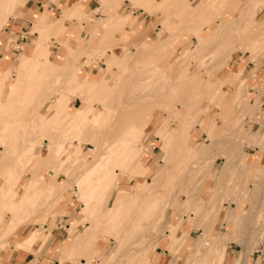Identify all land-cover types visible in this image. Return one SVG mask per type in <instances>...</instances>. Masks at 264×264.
<instances>
[{
    "label": "rangeland",
    "instance_id": "1",
    "mask_svg": "<svg viewBox=\"0 0 264 264\" xmlns=\"http://www.w3.org/2000/svg\"><path fill=\"white\" fill-rule=\"evenodd\" d=\"M140 1L129 0L132 7L141 8L148 14L142 27L140 22L135 25L136 17L131 15V10L119 17L115 16L116 12L113 13L115 15L102 19L100 30L91 34V37L84 33L87 26H81L86 16L76 15L80 20L71 21L72 17H69L66 25L74 23L80 27V31L77 38L70 37L68 40L65 36L64 39L68 42L61 38L63 34H67V26L62 21H55L60 16L51 15L49 20L58 25L49 29V32L44 25L39 33L38 45L46 47L45 55H31L26 49L37 40L38 32L33 30V23H23L28 30L24 45L18 43L17 34L4 33L8 21L25 17L23 13L17 14L14 11L1 28L0 62L6 59L5 70L9 77L8 80L1 79L0 72V126L3 127L0 129V193L8 188L15 196L24 197L27 203L8 224L7 237L1 239L0 264L59 263L60 260L55 255L58 247L64 240L69 237L73 239L87 229V223L75 222L84 216L78 193H85L96 181L92 178L89 182L80 184L77 193L73 190L76 177L83 175L100 154L102 163H107L104 175L109 174L111 169L117 170V167L114 168L118 160L116 154L105 155L104 145L99 146L103 135L98 141L91 137L81 140L77 137L78 129H75L68 136H62L66 114L72 116L77 108L85 107L86 92L92 96V112L86 119V124L94 123L114 133L127 128L135 119L133 114L142 113L144 105L137 104L136 101L143 102L145 98L151 100L152 98L145 97L151 90H157L159 95H171V85L178 91H184L185 96L186 92L189 94L186 109L171 101L174 107L169 108L168 117L177 122L170 121L168 125L173 127L175 124L179 129L177 141L174 144L172 142V151L166 153L159 146V138L152 132L163 120V116L158 113L157 118L146 127L145 132H150L149 138L146 134L143 142L137 136L128 141L127 146L131 148L135 162L126 166L127 172L118 171L114 179L116 188L112 201L107 200V205L122 204L133 192H141L144 187L152 194L160 188L162 177L171 173L175 178L168 185L171 186L170 190L163 188L162 192L175 201L167 208L161 224L173 218L177 224L185 210L192 207L197 210L199 217L194 220H200L201 214H210L211 211L212 215L219 210L222 212L214 222L205 221L207 226L204 227H197L201 223L195 224L193 218H190L192 222L188 235L177 250L161 245L168 231L155 235L161 229L159 226H162L158 225L145 233L146 240H152V245L149 247L145 243L141 244V249L139 245H135L128 252L126 264L156 263L159 261L157 251L161 248L168 249L175 256V264H180L182 260H186V264H211L212 256L216 259L215 264H264V143L256 142L260 134L264 140V83L255 85L249 82L248 74H243V65L238 70L239 74L236 66H233L237 61L245 64L253 60L257 67L264 61V0H257L256 3L254 0ZM149 4L151 9L148 8ZM24 5L20 8L21 12ZM122 10L123 8L120 9ZM142 18L144 14L140 20ZM139 27L142 29L137 31ZM123 29L128 31L123 33ZM81 32L83 37L80 36ZM200 33L205 39H199ZM98 35L95 44L97 47L92 48L94 38ZM7 39L11 42L6 43ZM136 43H143V46ZM163 44L166 46H162ZM50 45L52 59L57 53V46L62 53L66 50L68 56L63 61L62 69H54L56 78H43L41 71L46 67L43 65L47 61ZM6 47L9 51L4 50ZM84 47H88L90 52L85 53L87 51ZM116 49L121 50L115 55ZM139 49L143 51L138 55ZM230 49H235L232 59L228 53ZM193 50H198V54L201 57L203 54L204 57L201 59ZM107 53H112L110 59ZM29 57L32 63L26 64ZM152 59L165 61L162 66L164 70L156 73L167 78L151 83L142 79L151 74L147 69ZM12 61L15 66L10 64ZM17 63H23L22 67L31 71L37 70L32 86L26 87L21 80L17 82L20 71L24 69H18ZM75 66H80L81 71L90 76V79L105 76L89 81L84 90L77 92L75 83L70 82L69 77L70 70ZM15 84L19 85L20 91L15 95L12 109L8 112L6 106ZM143 95L144 98H140ZM162 101L163 99L160 101L161 105ZM199 102L206 106H201ZM58 104L66 107V114L54 118L43 136L36 135L43 122L42 117H38L52 115ZM98 110V116H92ZM111 112L110 125L106 128L104 120ZM168 121L169 119H164L163 123ZM167 134L168 131H163L164 137ZM117 139L119 140H114ZM66 146L69 150L67 153ZM54 149L60 158L51 168L48 157L53 154ZM225 151L230 154L228 159ZM73 152L79 157L76 169L62 170L64 159ZM39 169L37 174L34 173ZM175 180L177 184H173ZM146 181L152 183L148 185ZM186 193H200L204 200L198 203L203 206L200 204L198 208V203L192 206L186 200ZM135 200H138V196ZM104 206L103 210L107 208L106 202ZM0 212L9 219L10 208L1 207ZM44 222V228L48 230L43 231V240L37 245L39 248H14L16 240L23 239ZM4 232L5 226L0 225V234ZM249 238L254 247L249 257L244 259L241 255L244 251L243 242ZM206 240L211 241L209 248L203 245ZM116 245V241L109 239L106 255ZM28 252L38 256L30 262V258L26 257ZM61 254L62 251L58 252V255ZM78 257L79 261L85 262L84 256ZM65 261L71 264L69 259H63V263ZM91 264H99V260L95 259Z\"/></svg>",
    "mask_w": 264,
    "mask_h": 264
},
{
    "label": "bare ground",
    "instance_id": "2",
    "mask_svg": "<svg viewBox=\"0 0 264 264\" xmlns=\"http://www.w3.org/2000/svg\"><path fill=\"white\" fill-rule=\"evenodd\" d=\"M23 1H25V0H0V31H1V28L3 27V25L9 19L10 15H13V12L15 10H17L16 8ZM256 2H257V0H254V3H256ZM261 4H263V1H261ZM6 5H7V8L5 9L4 6H6ZM218 22H220V21L218 20ZM59 24H60V22H59ZM180 24H182V23L180 22ZM57 25H58L57 23H52V25L49 26L50 28L46 25L45 26L48 28L47 31L49 32V29L55 28ZM93 33L94 32L89 33V35L91 36V34H93ZM65 35H66V33L63 34L61 36V38H62V40H66V42H68L67 39H64ZM237 36H238V33L236 32V37ZM198 37L201 40L205 39L204 36L202 35V33L198 34ZM136 44L143 46V43H136ZM162 46H166V45L163 44ZM84 49H85V51H87L85 53L90 52V51H88V50H90L88 47H84ZM120 50L121 49L114 50L115 55L118 54L120 52ZM139 50L140 51L137 52V54L141 53L143 51V49H139ZM234 50L235 49H233V50L230 49V52H228L231 59L233 57ZM193 53L198 54V50H193ZM198 55H200V54H198ZM119 56L122 57L123 54L122 55L119 54ZM119 56H117V57H119ZM136 57H137V55L135 56V58ZM199 57L202 59V57H204V56L202 54V57H201V55ZM117 60L119 61V63L122 62V61H120V58H118ZM163 63H165V61H160V60L158 61V60L152 59L150 61L151 65H149V67L147 69V71L150 72L151 74L143 77L142 79L143 80H149V82L151 83L155 80L162 79L164 77L167 78L163 74L159 75V73H156V72H161L164 70V68H162ZM1 67L2 66L0 65V69H1ZM57 68H58L57 66H55L54 64H52L51 62L48 61V66L43 68V70L41 71L43 78L47 77V76L56 77V74L53 73V71H54V69H57ZM36 71L37 70L31 71L27 67L24 68L23 70H21V72L23 73V76L25 77L24 82L26 84V87L32 86L34 84L33 82H34V79L36 78ZM0 72H1V70H0ZM237 73H238V71H237ZM42 79L40 80V83L38 82L39 84H41ZM45 79H47V78H45ZM89 81H92V79H90V76H87L85 73L80 74L75 80V87L77 89V92L84 90L87 87V84L89 83ZM167 81H168V79H167ZM235 82L236 81H234V83ZM163 84H165V82ZM38 87H39V85H38ZM169 87H171L170 88L171 95L165 96V94H167V93L159 95L157 90H154V91L151 90L149 93L145 94V97H150V98H152L151 100H148V98H145V101H143V102L136 101L135 103L140 104L142 106L144 105L143 110L141 109L142 113L141 114H139V113L133 114V116H135V119L133 120V122L131 124H129L127 128H122L121 130L114 132V133H110V131H106L105 128L97 126L94 123L86 124L85 121L90 116V113L92 112V106L90 104L91 98H89L86 94H85L86 95L85 97L87 98V102H86L85 107H83L81 109H77V111L75 113H73L72 116H71V114L69 116V114L65 113L66 108L62 104L57 105V107L54 110V112L52 113V115H50V116L43 115L42 116L43 122L41 123V127L36 131V133H37L36 135L39 134V135L43 136L45 134L46 130H48L49 124L53 123L54 118H56L59 115H61L63 117L66 114V118H64L65 120L63 121V122H66V124L63 127L65 130L63 131V129H62V131H61L62 136H65V137L68 136L71 133V131L75 130V129H78V136L77 137L80 138L81 140L84 139L85 137H91L92 139L98 141L101 138V135H103V138H102L103 141L100 145L99 144L98 145L100 147L102 145H104V149H105L104 154L105 155L110 154V156H113L116 154L117 159H118L116 162V165H114V168L117 167V170L111 169L109 174L104 175V169L106 168L107 163H102V161H101L102 158H101V154H100L97 156V159L94 160L93 164L89 168H87L86 172L83 175L76 177L73 190L76 191L77 193L79 192L80 184L87 183L92 178H94V180L96 182L85 193H78L79 200L82 202V205H83L81 212L84 214V216L82 217L81 220H75V222L87 223V225H86L87 229L83 233H81L79 235L77 234L78 236L75 238L73 237V239L69 237L68 239L64 240L63 243L58 247L55 255L60 260V264H63V259H65V258L69 259L71 261V264H91L95 259L99 260V264H126L128 252H130L131 248H133L135 245H139V248L141 247V244H144V243L149 247L152 245V240L151 241L146 240L147 235L145 233L152 230V229L157 228V226L161 224V221H163V218L166 215L167 208L174 203L175 200L173 198L169 199L170 196L167 197L166 194L162 192L163 188H167L168 190H170L169 187H171V186H168V185L172 184L173 178H175L174 175H172L171 173L170 174L166 173V175L164 177H162V179H161L160 188L158 190H156L155 192H153L152 194H149L148 193L149 189L147 190V188L144 187L141 192H137V193L133 192L132 195L129 197V199L124 200L122 202V204H118V205L113 206L112 204L107 205V203L112 199V194L116 188L114 179H115L116 175L118 174V171L127 172V168H126V166L128 164L127 161H130L131 159L134 158L132 156V153H131V148L127 146L128 141L131 140L133 137L137 136L139 138V140H141L143 142L142 139L145 137L146 134L148 135V138H149L150 132L149 133L145 132L146 127L148 126V124L151 121L154 120V118H157L158 113L163 116V120L169 119V121H168V123H163V120H162V123L158 127H156L155 129H153L152 132H154L156 134V137L159 138V140H160L159 146L166 153L169 154L172 151V149H173L172 148V142L174 144V142L177 141L179 129L177 128V125H175V124L173 127H170L168 125L170 121H174L172 123L177 122L175 119L173 120V118L168 117L169 112H170L169 108L174 107V105H182L186 109L187 104H189V94L186 92L187 95L185 96L184 91L183 92L178 91L174 85H171ZM32 88L34 89V87H32ZM44 89H46V88H44ZM19 91H20L19 85L14 86V89L12 91L11 96L8 99V103L6 106V109H8L7 110L8 112L11 111V109H12L11 105L15 101V95ZM31 91H33V90H31ZM23 92H25V91H23ZM41 95H42V93H41ZM158 97L160 98V101H161V99H163L162 105L160 104ZM0 98H1V93H0ZM28 98H29V96H28ZM140 98H144V95L141 96ZM171 101L174 102V105L171 104ZM35 102H36V99H35ZM199 103L201 104V102H199ZM203 105L204 104H201V106H203ZM204 106H206V105H204ZM194 109H195V107H194ZM154 110H158V112L157 111L154 112ZM7 111H6V113H7ZM148 111H150V112H148ZM151 111H153V112H151ZM199 111L200 110H198V112ZM99 113L100 112L98 110L92 116H94V117L98 116ZM111 114H112V112L110 114H108L106 119L104 120V124H105L106 128L109 127V125H110L109 124L110 123L109 118L111 117ZM9 115H11V114H9ZM4 116H6V114ZM9 118H10V116H9ZM13 118H14V116H13ZM193 118H195V117H193ZM177 119H179V118H177ZM195 119H198V118H195ZM88 125H90V127H87ZM1 127L2 126H0V129H1ZM6 127L7 126H5V128ZM163 131H168V134L166 137L163 136ZM262 136L263 135L260 134L259 137L256 138V142H258V143L263 142L264 143ZM116 138H119V140L118 139L114 140ZM112 140H114V141H112ZM145 140H147V138ZM108 141H110V142H108ZM68 151L69 150H67V146H66L65 152L67 153ZM115 152H117V153H115ZM225 155L228 159L230 154H227V151H225ZM59 158H60V156L56 154V151L54 149L53 154L50 157H48L49 167L53 168L55 163L57 162V160ZM78 159H79V157L76 156L74 154V152L72 153L71 156L67 155V158L64 159V164L61 167V169L64 171H68V169H71V168L76 169L75 165H76V161ZM244 159H245V157H244ZM46 165H43V166H46ZM150 166H151V164H150ZM148 168H147V170H148ZM39 171H40V169L38 171H34V173L37 174ZM163 174H165V173H163ZM38 175H40V174H38ZM15 177H16V175H15ZM146 183L149 185L152 182L146 181ZM177 183H178L177 180H175L173 184H177ZM9 191L10 190H8V188H6L5 190H3L0 193V208L1 207H7V208H10V210H11V212L9 214L10 215L9 219H6L4 217V214H2L0 212V225L5 226V232L3 234H0V244L2 243L1 239H4L7 237V226H8V224H10V221L13 219V217L18 215V213H19L18 210H20L21 207L27 203L26 200H24V197H17V196H15L14 193H11ZM136 196H138V200H135ZM185 196L187 197L186 200L192 206H195L196 203L201 202L203 199V196L200 193H188V194L186 193ZM29 200L31 201V199H29ZM45 200H46V198H45ZM107 200H109V201L107 202ZM105 202H106L107 208L105 210H103L102 206H104ZM200 204L198 203V208H199ZM204 205H205V203H204ZM202 206L203 205L201 204V207ZM64 207H65V205H64ZM23 209H22V211H23ZM132 209H134L135 211ZM26 210H29V208L28 209L26 208ZM50 211H52V210H50ZM196 211L197 210L193 209V207L191 209L190 208L186 209L185 214L178 221L177 224L174 223V218L171 220H168L167 223L161 224L162 226H159V227H161V229L159 231H156L157 234L155 232V235H159L161 232H165V231L167 232L168 231L167 236L161 242L162 243L161 245L165 246V247L175 248L176 250L180 246H182L184 239L188 235V232H189L188 228L190 226V223L192 222V219H190V218H193V220H194V218L199 219ZM221 212L222 211L219 210V212H217L215 215L211 214L212 211L210 212V214L209 213H206L203 215L201 214L200 220H194V222H195V224L201 223V224L197 225V227L198 226H201V227L207 226V223H211V222H214L215 220H217V217L221 214ZM25 213H27V211H25ZM205 221H207V223H205ZM44 225H45V222L42 224V226L38 225L36 228H34L32 231H30V233L27 236H25L23 239L16 240L14 242V248L15 249H18V248H32L33 249L34 247L37 248L38 247L37 245L40 243V241L43 240V233H44L43 231L45 229H47V228H44ZM49 226H51V225H49ZM49 226H48V228H49ZM53 227H54V225H53ZM234 232H236V230ZM49 233L50 232H48V234ZM48 234H47V236H48ZM232 236L234 237L233 233H232ZM109 239L116 241L117 245L108 255H106L107 245H108ZM225 242H228V239H225ZM203 245L206 248H209L212 244H211V241L206 240L203 243ZM0 247H1V245H0ZM243 250H244L243 254H241V255H243L244 259H246L247 254L250 252V249L244 248ZM60 251H62V254L58 255V252H60ZM78 255L84 256L85 262L79 261Z\"/></svg>",
    "mask_w": 264,
    "mask_h": 264
},
{
    "label": "crops",
    "instance_id": "3",
    "mask_svg": "<svg viewBox=\"0 0 264 264\" xmlns=\"http://www.w3.org/2000/svg\"><path fill=\"white\" fill-rule=\"evenodd\" d=\"M144 1H146V0H141L140 2H144ZM23 5H24L23 11L21 12L20 8ZM121 8H123L122 11H120ZM148 8L151 9V4L148 5ZM16 9L17 10H15V11L17 14L23 13V15L25 17H18V19L12 18L11 20H9L8 26L5 28L4 33L6 34L8 32H11V33L19 34V33L24 32V31L28 33V30L23 25V23H27V25H30L33 23V30L38 32V35L36 37L37 38L36 42L34 44H32L31 46L26 48L28 50V53H30L31 55L32 54L45 55L44 51L46 50V47H43L42 45L41 46L38 45L39 33H40V29L44 25H46V26L52 25V23H51L52 21L49 20L51 15L57 14L58 16H60L55 21H62L65 25H66V21H68L67 18H69V16L72 17L70 19L71 21L80 20L76 17V15L77 16H86V19L83 20L81 23L82 24L81 26H83V27L87 26L84 33L85 32L88 33L89 31L96 33L98 30H100L101 20L108 18L110 15H115L113 13H116V12H117V14L115 16L119 17L123 13L129 12L131 10L130 11L131 15L133 17H136L135 25H138V22H140L141 27H142V25H144V22L147 18V15H148L143 11V9H141V8L136 9V8L132 7L130 5L129 0H27V1L25 0ZM61 12H62V14H61ZM143 14H144V18H142V20H140V17L143 16ZM89 26H91V27L89 28ZM141 27H139L137 29V31L141 30L142 29ZM67 28H68V31H67V34L65 35L66 36L65 38H67L68 40L70 37L77 38L76 36L78 35V33L80 31V27L78 25L72 23L71 25L67 26ZM125 31H128V30L123 29V33ZM80 36L83 37L82 32H81ZM125 36L126 35H124V37ZM84 37L86 38L85 34H84ZM98 37H99V35L94 38L92 48L97 47L95 44H97L96 41L98 40ZM47 38H48V36H47ZM119 39H122V38H119ZM10 42L11 41L8 39V41L6 43H10ZM25 43L26 42H23V41L21 42L22 45H24ZM1 46H2V42H1ZM4 50L9 51V48L6 47ZM51 51H52V46L50 45V46H48V50H47V56H46L47 61L45 62V64L43 66H48V61H49L52 64H54L55 66H57L58 68L62 69L64 67L63 61H64L65 57L68 56L67 51L64 50V53H62L61 48L57 46V53L53 59L51 58ZM21 52H22V50H21ZM111 54L107 53V57L109 56V59L111 58ZM124 59H125V57H124ZM5 62H6V59H5V61L2 60V62H0V65H2V67L0 69L1 70V79L8 80L9 75L5 70V67H6ZM25 63L31 64L32 63L31 57H29V59L27 61H25ZM10 64L15 66L13 61ZM22 64L17 63L16 64L17 68L23 69L24 67H22ZM255 64L256 63L253 60H249L245 64H243L242 61H237V63H233V66H236V70L238 71L240 66L243 65V67H242L243 74H245V73L248 74V77H249L248 81L249 82L255 83V85L256 84H263L264 83V61H261V64L257 67ZM83 73L84 72L81 71L80 66H75L73 69L70 70V76H69L70 82L75 83L76 78L80 74H83ZM19 76L20 77L17 80V82L21 80V82L23 81L22 83H25L24 82L25 77L23 76V73L21 71H20ZM104 76L105 75H102L99 78H95L92 80H98L101 77L103 78ZM53 78H56V77H53ZM17 82H16V84H17ZM16 84H15V86H16ZM86 95L89 98H92L91 94H89L88 92H86ZM42 116L43 115H40L38 117V119H40ZM134 162H135V157L133 159H131L130 161H127V163H128L127 165H129L130 163H134ZM243 243H244V248H249L250 252L253 250L254 245H252L250 238L247 240H244ZM249 243H251V244L249 245ZM249 253L247 254L248 257H249ZM37 256H38V254L35 255L32 252H28L26 257L30 258L29 261L31 262ZM157 256L159 257V261L156 263H153V264H175V261H176L175 256H173L170 253V251L166 248H161L159 251H157ZM219 259H220V257H219ZM215 260L216 259L212 256L211 264H215ZM56 264H60V262L56 263ZM63 264H67V262L65 261ZM180 264H186V260H182L180 262Z\"/></svg>",
    "mask_w": 264,
    "mask_h": 264
},
{
    "label": "built area",
    "instance_id": "4",
    "mask_svg": "<svg viewBox=\"0 0 264 264\" xmlns=\"http://www.w3.org/2000/svg\"><path fill=\"white\" fill-rule=\"evenodd\" d=\"M28 33L27 32H21V33H19V34H17V39H18V43L19 44H21V42L23 41V42H25V40H26V35H27ZM8 40V39H7ZM6 40V41H7ZM16 42H17V40H16Z\"/></svg>",
    "mask_w": 264,
    "mask_h": 264
}]
</instances>
